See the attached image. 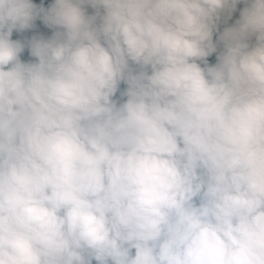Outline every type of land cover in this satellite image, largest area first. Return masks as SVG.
Instances as JSON below:
<instances>
[{"label": "clouds", "instance_id": "clouds-1", "mask_svg": "<svg viewBox=\"0 0 264 264\" xmlns=\"http://www.w3.org/2000/svg\"><path fill=\"white\" fill-rule=\"evenodd\" d=\"M0 264H264V0H0Z\"/></svg>", "mask_w": 264, "mask_h": 264}, {"label": "crops", "instance_id": "crops-1", "mask_svg": "<svg viewBox=\"0 0 264 264\" xmlns=\"http://www.w3.org/2000/svg\"><path fill=\"white\" fill-rule=\"evenodd\" d=\"M44 3H45V5H47V4L51 3V0H44ZM31 31H32V33L39 32V33H42V34H45V35H50L51 34V30L45 28V26H43L42 23L39 24L38 26H36V29L31 30Z\"/></svg>", "mask_w": 264, "mask_h": 264}, {"label": "trees", "instance_id": "trees-1", "mask_svg": "<svg viewBox=\"0 0 264 264\" xmlns=\"http://www.w3.org/2000/svg\"><path fill=\"white\" fill-rule=\"evenodd\" d=\"M34 2H36V3H40V0H34ZM42 22L41 21H37L36 22V26H38L39 24H41ZM32 34H35V33H32V31L31 30H29L27 33H26V35H32ZM15 35V34H14ZM210 61L211 62H214V57H212V58H210Z\"/></svg>", "mask_w": 264, "mask_h": 264}]
</instances>
